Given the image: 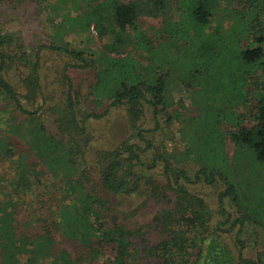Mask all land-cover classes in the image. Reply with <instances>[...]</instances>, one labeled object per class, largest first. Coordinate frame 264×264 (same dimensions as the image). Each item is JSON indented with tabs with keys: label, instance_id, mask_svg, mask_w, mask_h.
Instances as JSON below:
<instances>
[{
	"label": "trees",
	"instance_id": "obj_1",
	"mask_svg": "<svg viewBox=\"0 0 264 264\" xmlns=\"http://www.w3.org/2000/svg\"><path fill=\"white\" fill-rule=\"evenodd\" d=\"M219 1L226 9L212 22ZM174 3L0 0V264H264V253L243 257L245 243L240 239L245 224L264 226V220L233 217L226 210L236 208L239 198L223 174L200 163L191 178L182 155L176 159L166 144H156L164 130L159 120L164 118L167 128L174 123L168 114L169 72L147 78L148 63L139 65L128 53L122 59L110 56L124 53L128 43L149 52L150 41L137 32L146 9L148 16L162 20L166 45L173 37L170 27L181 21L170 18ZM191 3L194 34H182L175 53L199 60L191 78L210 73L214 63L217 76L254 82L260 96L249 112L237 116L227 137L264 165V0ZM27 6L42 21L45 44L26 46L20 33L4 24ZM84 26L99 30V43L110 40L101 45L106 54L82 48L76 29ZM68 33L74 45L66 41ZM133 37L140 42H131ZM46 54L58 61L52 83L42 77ZM90 68L95 70L94 82L84 95L71 74ZM100 68L105 75L100 76ZM134 68L145 72L136 76ZM122 69L128 72L111 84L108 72ZM233 91L242 96L245 108L248 92L239 87ZM89 103L107 107L99 116L86 111ZM114 112L124 117L129 136L95 146L89 124L108 120ZM217 183L224 190L216 195L213 212L207 191ZM125 201L130 203L127 208L122 206ZM225 237L232 239L236 253Z\"/></svg>",
	"mask_w": 264,
	"mask_h": 264
},
{
	"label": "rangeland",
	"instance_id": "obj_2",
	"mask_svg": "<svg viewBox=\"0 0 264 264\" xmlns=\"http://www.w3.org/2000/svg\"><path fill=\"white\" fill-rule=\"evenodd\" d=\"M125 3H133L142 0H120ZM172 10L170 12V18L173 21H180L178 27H170V36H173L166 45V37L160 33L163 28L162 20L155 19L147 15V11H142L138 19L137 32L144 34L147 40L150 41L149 52L143 49H137L131 47L128 43L126 50L117 56L110 54L111 57L122 59L127 56L132 61L139 65H147L146 77L156 78L158 74L169 72L170 83V97L172 103L168 114L170 118H173V125L163 124L164 118L159 120L164 130L159 133L156 144H166L167 151L170 156L179 158L182 155V160L185 162V169L187 174L192 178L197 171V166L201 167L200 163H207L210 169L215 168L221 172L225 179L236 189L239 204L235 208L228 206L226 210L233 216H252V220L261 218L264 220V165L258 163L254 157V154L247 148L242 146H235L230 142L227 137V133L233 130L236 125L237 116L244 115L249 112L255 105L256 99L260 96L254 89V82L252 80L240 81L239 78L223 75H215V65L210 64V73L201 76H195L191 78L190 73L196 70L199 64V60L194 61L183 59V52L176 54V49L179 47V38L182 34L191 35L194 34V28L190 22L193 6L191 0H175ZM179 3V11L178 4ZM28 7V6H27ZM29 9H21L15 14H10L7 22L4 23L8 28H11L15 32L20 33L21 38L26 46L36 47L40 44H45L48 41L46 38L45 30L42 26V21L34 10L29 6ZM226 9V4L223 1H219L217 6L212 12L213 20H219L223 17V12ZM181 13V14H180ZM3 17V16H2ZM2 20V18H1ZM88 18H84L83 24L87 22ZM3 21V20H2ZM225 25H229V19L223 20ZM103 24L106 23L104 20ZM83 30L76 29V32L80 34L77 38L79 43L84 44L82 48L85 50H93L91 54L103 55L107 53V50L101 45L103 43H109L110 40L106 39L102 42H98L95 35L99 30H94L91 27L88 29L82 27ZM68 32H70L68 30ZM188 32V33H187ZM66 37V41L70 44L73 43L72 36ZM92 35V37L90 36ZM134 36V35H133ZM64 37V38H65ZM74 39V37H73ZM77 42V40H76ZM131 42L138 44L140 41L133 37ZM75 44V41L72 45ZM152 44V45H151ZM161 44V45H160ZM117 49H114V52ZM113 52V53H114ZM195 53L194 49L189 50V56ZM188 56V57H189ZM148 60V61H147ZM107 61L110 63V59L107 56ZM115 61V60H114ZM121 65L118 60L115 61ZM58 61L53 59L49 54L45 55L42 77L47 76L50 83L53 82L55 73L53 66L57 65ZM160 68L158 71L157 68ZM105 67L102 66V69ZM100 68V76L105 75ZM123 70V69H122ZM128 72V69L121 72H108L109 80L118 81L121 79L120 73ZM134 75L142 76L139 74L141 70L133 69ZM95 70L90 68L88 71H73L71 77L76 83H81L82 94H87L88 88L94 82ZM182 81L181 83L177 81ZM111 84H113L111 82ZM55 85H50L49 90H52ZM243 88L248 92L245 108H242L240 99L242 98L237 92L233 90L236 88ZM186 88L187 91H183ZM245 97V98H246ZM107 104H103L100 107H96L93 103H89L86 106L87 112L102 116ZM180 116L177 118V116ZM150 117V114H148ZM160 118V117H159ZM152 121H149L148 126L151 127ZM245 126V124H242ZM126 121L120 113L114 112L108 117V120L101 118L98 122L90 123L91 133L95 138V146L106 147L110 144L118 142L123 137L129 134L126 133ZM175 134V135H174ZM178 145L182 147L180 150ZM224 186L221 183H217V187L208 192V202L210 207L214 210L215 197L218 192L223 191ZM228 202H226L227 204ZM123 208L130 206V203L123 202ZM257 225V226H256ZM256 225L245 224L242 229L240 239L245 243L242 251L244 258L255 259L258 253H264V226L261 223ZM237 232V228L232 231V236ZM231 236V237H232ZM225 242L236 253L232 239L225 237Z\"/></svg>",
	"mask_w": 264,
	"mask_h": 264
}]
</instances>
